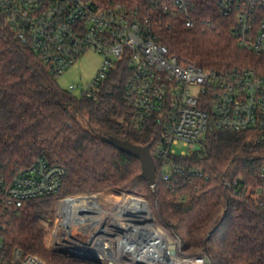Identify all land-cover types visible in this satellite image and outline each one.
I'll list each match as a JSON object with an SVG mask.
<instances>
[{"label": "trees", "instance_id": "1", "mask_svg": "<svg viewBox=\"0 0 264 264\" xmlns=\"http://www.w3.org/2000/svg\"><path fill=\"white\" fill-rule=\"evenodd\" d=\"M199 10L196 28L177 23L162 31L161 41L172 53L204 69H264V59L238 46L231 18L220 16L212 3H201ZM131 74L128 62L120 61L96 100L72 95L15 38L0 13V177L10 179L41 156L66 170L62 195L116 190L147 199L187 256L206 254L212 264H264V217L252 190L264 166V146L247 132L210 130L191 156L174 159L181 167L204 170L209 178L182 176L165 182L157 176L158 185L152 188L142 178L140 161L106 140L150 144L154 154L162 138L163 127L156 121L141 131L131 125L133 109L126 100ZM221 180L243 182L247 190L234 194ZM55 198L30 203L10 217L6 248L19 247L48 264H93L47 251L45 237L53 223Z\"/></svg>", "mask_w": 264, "mask_h": 264}, {"label": "built area", "instance_id": "2", "mask_svg": "<svg viewBox=\"0 0 264 264\" xmlns=\"http://www.w3.org/2000/svg\"><path fill=\"white\" fill-rule=\"evenodd\" d=\"M201 3H212L220 16L231 18L238 46L264 59V0H133V4L113 1L107 5L95 0H0V13L15 38L56 78L89 52L102 56L96 77L81 91L83 98L96 100L111 71L120 61L128 62L132 74L126 100L133 109L131 125L141 131L150 121H156L163 127L153 154L156 184L151 187L156 188L157 176L165 182L182 176L209 178L204 170L181 167L174 159L191 156L210 130L247 132L264 146V69H204L181 59L161 41L162 31L171 30L177 23L196 28ZM79 89L80 86L71 85L67 91L77 95ZM1 96L0 90V100ZM180 145L185 150L178 155L174 148ZM66 176L64 168L52 166L40 156L10 179L0 177V264H48L19 247L8 250L4 233L10 217L28 204L61 196ZM220 182L234 194L247 190L243 182ZM257 182L256 198L264 217V166ZM83 197L93 196L64 197L57 202L55 212L63 218L65 203ZM119 210L123 215L126 207ZM138 219L126 216L121 220L128 224ZM84 229L99 236L71 238L63 229L50 236L52 250L92 249L97 245L103 250L112 248L109 258L90 255L94 259L90 262L95 264H212L206 254H183L179 238L174 241L159 228V234L164 236L159 248L168 262L153 263L147 259V252L134 247L135 238L118 223L111 227L114 234L98 233L90 223ZM105 234L115 238L102 236ZM117 234H121L120 239Z\"/></svg>", "mask_w": 264, "mask_h": 264}, {"label": "bare ground", "instance_id": "3", "mask_svg": "<svg viewBox=\"0 0 264 264\" xmlns=\"http://www.w3.org/2000/svg\"><path fill=\"white\" fill-rule=\"evenodd\" d=\"M64 208L65 212L63 217L66 221L62 223L61 227L59 226L57 228L56 234L60 230L62 231L64 229L67 233V236H70L71 238H74L73 236H85L86 232L84 231L83 227H86L87 222H91V219L94 218L95 215L98 217L100 216L101 218L114 217L113 215L102 209L97 197L71 199L65 203ZM94 210H98V212H94ZM123 214H125L124 217L133 216L134 218H139L138 220H133L130 223L126 224L121 219L118 220V218L115 217V220L118 221L120 227L122 225L127 226L126 229H121L129 231L131 236L135 238L133 242L134 247H140L142 248V250L147 252V257H149L147 259H149L153 263H159L161 260L168 262L169 259H164L163 252L159 248L161 243L164 241V236H161L158 232V229L155 227L153 223L154 219L152 212L146 206V204L143 201L133 200L129 202L126 211H124ZM93 226L95 227V231H97L98 233L102 231H112V229H109L103 222L98 223V226ZM118 236L120 239L121 234H118ZM111 252L112 248L103 250L98 245L92 249L81 247L78 250V254L80 255H93L95 257L103 258H109Z\"/></svg>", "mask_w": 264, "mask_h": 264}, {"label": "rangeland", "instance_id": "4", "mask_svg": "<svg viewBox=\"0 0 264 264\" xmlns=\"http://www.w3.org/2000/svg\"><path fill=\"white\" fill-rule=\"evenodd\" d=\"M103 58L101 55L97 54V53H93V52H89L86 55H84L78 62H76L70 69H68L67 71H65L59 78H57V82L59 84V86L64 89V90H68L69 87L71 85H78L80 86V89L77 92V97H82L81 95V91L83 88L87 87V85L89 83L92 82V80L96 77L101 64H102ZM177 152V154L179 155L183 150H185V148L180 145V146H176L174 148ZM255 185L257 186V183H255ZM255 186V187H256ZM254 187H251L250 189H252ZM248 190V194L249 192H251V190ZM254 190V192L256 191V188L252 189ZM91 195L93 197H97L99 199L100 204L102 205L101 207H103L106 211L111 212L114 217L109 219L107 218H101L100 216H94V218L91 219V222H89L92 225H96L98 226V223H105L106 220V226L111 229V227H115L116 223H118V221H116L115 219L118 218L119 220V216L121 217V219L124 220V215H120V210L119 208H121V210H123V208H127L129 202L133 201V200H144L147 201V199L143 198V197H138V196H134V195H129L126 193H122L120 191H116V190H109V191H105L99 194H83V195H78L75 196L77 197H81V196H88ZM67 197L65 195H61L59 197L55 198V204L52 208V219H53V223L52 225L49 227L48 229V233L45 237V247L47 249V251L49 253L58 255V256H63L69 260H75V261H79L77 259H73L72 256L74 254H76L78 252V250L76 248H69L66 251H62V252H55L52 250V246H51V238L50 236H53L54 233H56L57 228L59 227V225L62 226L61 222L64 219V217L62 218L59 213L55 212V209L57 208V202L64 198ZM137 198V199H136ZM126 211V210H125ZM151 212L153 215V223L155 225V227L163 230L165 232V234H167L169 236L170 239H173L174 241H176L177 237L172 236V232L167 230L158 220V217L156 216V214L154 213L153 209L151 208ZM119 215V216H118ZM116 217V218H115ZM108 219V220H107ZM114 219V220H113ZM128 219V218H126ZM66 220L64 219L63 222H65ZM62 222V223H63ZM81 222V221H80ZM116 222V223H115ZM88 223V222H87ZM119 224V223H118ZM60 226V227H61ZM87 226V225H86ZM126 225H122L121 228H125L126 229ZM124 230V229H123ZM84 231L86 232V230L84 229ZM89 232V233H88ZM85 233V236H99L97 235L95 232L93 231H88ZM124 232L129 233V236H131L130 232L127 230H124ZM109 234L113 233L112 231L107 232ZM118 235V234H117ZM136 235V233H135ZM134 235V236H135ZM104 237H108L109 239L113 240L115 237L112 235H102ZM124 236H127L126 234H124ZM82 262V261H81ZM90 262V261H88ZM92 263V262H91ZM95 264V263H93Z\"/></svg>", "mask_w": 264, "mask_h": 264}, {"label": "water", "instance_id": "5", "mask_svg": "<svg viewBox=\"0 0 264 264\" xmlns=\"http://www.w3.org/2000/svg\"><path fill=\"white\" fill-rule=\"evenodd\" d=\"M106 140L110 145H112L119 151L138 159L141 163L143 180L149 186L156 184V162L151 152L150 144L146 146H137L129 141H123L115 137H106ZM145 203L147 207L150 208V205L146 201ZM171 250L172 253L175 254L176 247L173 246ZM72 258L82 262L94 261V259L90 255L89 256L80 255L78 254V252L74 254Z\"/></svg>", "mask_w": 264, "mask_h": 264}, {"label": "flooded vegetation", "instance_id": "6", "mask_svg": "<svg viewBox=\"0 0 264 264\" xmlns=\"http://www.w3.org/2000/svg\"><path fill=\"white\" fill-rule=\"evenodd\" d=\"M85 227H83V229H84Z\"/></svg>", "mask_w": 264, "mask_h": 264}]
</instances>
